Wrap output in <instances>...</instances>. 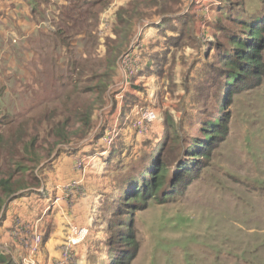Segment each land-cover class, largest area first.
<instances>
[{"label": "rangeland", "instance_id": "obj_1", "mask_svg": "<svg viewBox=\"0 0 264 264\" xmlns=\"http://www.w3.org/2000/svg\"><path fill=\"white\" fill-rule=\"evenodd\" d=\"M82 1L0 0V133L13 135V140L38 137L35 148L47 147L41 140L52 139L45 133L50 124L63 121L68 108L92 107L85 139L69 137L48 153L37 148L24 154L17 147V157L31 162L20 160L24 167L19 168L21 176L12 178L17 190L13 196L0 191V250L16 264H264V44L262 75L232 93L227 103L220 61L229 48L224 32L241 33L242 22L264 10V0H143L146 10L145 5L140 10L147 16L130 22V34L123 30L116 43L103 45L110 32L119 29L121 12L136 0L78 6ZM85 8L88 27L82 30ZM107 49L118 52L117 71L106 88L102 84L97 89ZM116 95L132 105L111 118L107 107L117 101ZM145 112L155 119L140 134L137 127ZM219 114L228 117L224 138L211 144L208 158L198 160L182 184L146 202L117 192L120 175L135 173L143 152L150 145L158 147L163 118L181 129L179 137L161 149L170 176L183 159L179 145L185 140L186 147L190 139L204 136L203 123ZM74 128L67 124L69 131ZM23 131L29 137L21 135ZM116 140L121 150L109 160ZM85 141L93 152L86 163L93 171L89 188L69 182L77 195L86 193L77 196L86 199L87 204L77 205L85 212L75 210L71 217L68 202L67 211L54 206L49 221L38 222L44 228L41 234L46 232L44 242L29 254L19 238L21 232L29 236L34 227L23 207L17 211L12 202L23 191L15 186L34 192L32 187L46 178L42 171L52 169L55 153L74 150ZM6 149H0V158ZM4 162L0 159V178L8 174ZM74 195L67 193L72 199ZM125 203L124 212L115 216L113 211ZM7 212L11 226L2 229ZM75 229L82 232L79 242L68 260L62 259L67 237H77ZM125 234L131 244L121 239Z\"/></svg>", "mask_w": 264, "mask_h": 264}, {"label": "trees", "instance_id": "obj_2", "mask_svg": "<svg viewBox=\"0 0 264 264\" xmlns=\"http://www.w3.org/2000/svg\"><path fill=\"white\" fill-rule=\"evenodd\" d=\"M91 1V0H90ZM101 0H94L89 4L88 0L82 1L78 6L81 7H92L94 2L99 3ZM147 2H143V0H136L132 4V8H126L125 11L121 12V17L123 18L120 20L121 24L119 25V29L112 30V33L110 32V35H108V39H105L100 44H106V42H114L119 40L120 36L122 35V31L126 30L125 33H131L129 30L130 22H135L142 18L143 16H147V12L141 11L140 7L145 5ZM71 5H77V3H72ZM70 5V6H71ZM157 7H160V4L155 3L153 4ZM146 10V5L143 6ZM69 8V6L66 7V9ZM81 9V8H80ZM229 10V8H228ZM78 12V8L76 10ZM85 13L82 15L81 18V26L82 30L88 27L87 23V15L89 12L88 8L84 9ZM166 13L169 11V8L165 7ZM228 11H226L227 14ZM120 14V13H119ZM160 14V12H159ZM74 16V15H72ZM71 16V17H72ZM70 17V16H69ZM70 17V18H71ZM133 19V20H132ZM169 18H165L164 21H167ZM248 22H242L245 25V28L241 29V33H236L232 30L224 32L225 38H227L229 42V48L225 51V53H221V62H222V68H223V87H224V94L226 91L227 99L225 103L230 101V96L232 93L240 91L243 88H248L253 83L252 81L255 79H259V77L263 73V60H262V48L264 44V10H262L260 13L254 16H249L247 18ZM261 21V23H259ZM123 23V25H122ZM226 28V27H225ZM68 32V29L65 27V33ZM112 34L114 36H112ZM128 34V35H129ZM127 36V35H126ZM127 38V37H126ZM128 39H126V42ZM109 42V43H110ZM114 48L117 50V47L114 46ZM121 47H119L118 50H120ZM113 53L109 49L105 50L103 60L102 69L98 70L99 75V84L97 85V89L102 88V84H104L105 88L107 86V83L109 82L110 77L115 74L116 72V60L118 55V50ZM109 51L111 54H109ZM108 54V55H107ZM161 71V70H160ZM102 79V80H101ZM252 82V83H251ZM242 84V86H241ZM104 88V87H103ZM131 102L125 101L123 105L124 110L127 106L130 107ZM69 111L67 112V117L64 118L63 121L58 120L55 121V125L50 124V126L45 130V133L47 136L51 135V140L46 141V139H42V142H46L47 147H43L41 144H37V147L35 148V143L37 142L38 137H32L30 138L29 135L23 131L21 132V135H23L25 138L29 137L27 139H23L21 137H17L13 140V135H5L4 133H0V149H6V155L1 157L0 159H5V166H7V177H1L0 178V191L6 195L7 197L13 196L17 190H14L13 186L16 183L15 180H13V176H21L22 169L20 160H26L27 162H31L29 159H25V157H17L18 152L17 147L20 148V151L24 154H27L32 149L33 151H39L43 150L44 152H50L56 147L60 142H64L70 138L78 137V139H85L88 135L91 126V112L92 107L91 105L87 106H81V107H74V108H68ZM227 116H224L223 114H219L212 119L208 120L207 123H203L204 127L202 131L204 132V136L200 137L199 139H190L188 143H186V147H184V141L179 145V149L182 148V153L180 154L183 159L180 161L178 166L174 170H172V173L169 176L168 173V166L165 161L162 160L161 153L163 152L162 145L164 143H168L170 141H174V139L178 138L180 134V130L178 128H175L174 123L171 119L163 118V132L164 136L159 138L158 140V147H153V145H150L149 150H145L143 152L144 158H140L138 160L139 166L141 167H134L135 173H127V175H120L119 179V188L117 192L119 194H123V196H127L133 200L142 199L143 201H147L148 198H156L158 195L166 196L168 192H166V189L174 190V187L182 184L184 178H186L189 174L193 173V169L196 167L195 163H198V160L208 158L210 146L214 141L220 138H224V133L226 130V122H227ZM70 123V126L73 129V131H69L67 129V124ZM206 128V129H205ZM212 131V133H210ZM174 134V135H173ZM75 135V136H74ZM101 136L100 134L98 135ZM97 137V138H99ZM17 140V142H15ZM119 140H116L113 143V146L111 148V155L109 156V160L113 159L117 155V150L120 151V146L118 147L117 143ZM147 143V142H146ZM166 143V144H167ZM16 148V150H15ZM39 150H38V149ZM48 148V149H45ZM169 150V147H167ZM51 149V150H50ZM183 149L185 151H183ZM14 150V151H13ZM60 150V149H59ZM55 153V155H58L64 151L60 150ZM75 149L69 150L65 153H73ZM59 152V153H58ZM140 153V152H139ZM165 155V152H164ZM150 156V157H149ZM152 156V160H149ZM167 157V156H166ZM147 158V159H146ZM185 160V161H184ZM124 161V160H123ZM146 163V164H145ZM145 164L146 167L143 166ZM43 165H41L42 167ZM20 168V169H19ZM138 168V169H136ZM41 170H45V168H42ZM44 171H42L43 173ZM165 181V182H164ZM39 182V179L35 181V183ZM15 186V188L22 189V195L23 193H27L26 186L19 185ZM168 185L166 188L165 186ZM40 186V183L37 185ZM32 187V189L37 188ZM184 187V186H183ZM165 188V189H164ZM171 188V189H170ZM28 189V188H27ZM31 189V190H32ZM30 190V189H29ZM19 195V196H20ZM17 196H14L12 199L16 198ZM114 198V197H113ZM112 198V199H113ZM11 200V199H10ZM105 199H103L104 201ZM115 204V202L110 203L109 206ZM123 205L120 204L118 209H115L114 215L117 216L120 213L124 212ZM120 221V219H119ZM40 230V229H39ZM41 233V230H40ZM42 240L41 244L44 242V237L46 236V232L42 233ZM128 241V244H131L129 242V236L125 234V238L122 237L121 239H126ZM40 248V247H39ZM129 257V256H128ZM0 264H16L15 261L8 255L4 254L0 250Z\"/></svg>", "mask_w": 264, "mask_h": 264}, {"label": "crops", "instance_id": "obj_3", "mask_svg": "<svg viewBox=\"0 0 264 264\" xmlns=\"http://www.w3.org/2000/svg\"><path fill=\"white\" fill-rule=\"evenodd\" d=\"M112 36L114 35L112 34ZM116 71H117V67H116ZM114 97L117 99V101H115V103L111 105V107H107L109 108V110H111V112L109 111L110 112L109 116L111 118H115L117 111L119 112L120 110H122L123 105L125 103L124 98L122 99L118 95ZM131 105L132 104H130V106ZM87 143L89 142L85 141L81 146L79 145L78 147H76L73 153L63 152L58 155H54V156L52 155L53 157L51 158V162H50L51 163L50 167L52 169L49 168L51 169L50 171L46 172L45 170L43 172V175H45L46 178H44L43 183L41 182L40 187L32 189L34 192L23 193L22 195L19 194L20 196L18 195V197L12 200L13 204L17 203L16 206L18 205L17 211L20 207L19 205L23 207L21 211L25 215H28L27 217L30 218L32 227L38 226L37 228L42 229L43 225L39 224L38 222L41 220V218H43L44 222L49 221L48 220L50 216L49 212L55 211L54 206H57L58 204L63 206V208L67 211L68 208H67L66 203L68 202V207L69 206L71 207V210H69L71 217L72 215H74L75 210L78 212L82 210V214L85 212V209H83V205L81 206L80 209H77V205L81 204L82 202L87 204L86 199H84V197L86 196V193L85 195H82V193L77 195L78 192L77 191L74 192L72 187L67 191L64 188L65 186L67 187V185L70 184L69 182L71 181H73L72 183H74L75 186L78 185L80 187H83V186L86 187V185L90 184L88 181L90 178L88 174L91 175L92 174L91 172L93 171H88V169H86V163L88 164L87 159L90 158L88 153L90 154L93 152L89 151L90 145ZM92 157L94 159L97 156H94L93 154L91 155V158ZM93 159L91 161H93ZM91 161H90V164H91ZM79 162L81 163L80 166H79L80 164ZM87 187L89 188V185ZM86 188L85 190H87ZM77 190H82V189L77 188ZM67 193H69V195L70 193L75 194L74 195L75 199H72L71 197L67 196ZM77 196H84V197L78 198ZM81 200H84V201H81ZM9 216H12V215H10V213L7 212L4 218L1 220V223L3 224L2 229H7L11 226L10 225L11 223H9L10 222ZM82 217L83 216H81V218ZM63 218H67L65 214H63ZM27 236H28V233L26 234V233L21 232L19 239L22 245H23L24 239L27 238Z\"/></svg>", "mask_w": 264, "mask_h": 264}, {"label": "built area", "instance_id": "obj_4", "mask_svg": "<svg viewBox=\"0 0 264 264\" xmlns=\"http://www.w3.org/2000/svg\"><path fill=\"white\" fill-rule=\"evenodd\" d=\"M128 60L129 59L124 60V63L126 64V66H128ZM128 68H130V66H128ZM130 73H132V72L130 71ZM148 113H150V112H148ZM147 114L145 112V114L142 117V119L144 120L143 124L140 123L137 127L138 133H140V134L145 133L146 129L148 128V123L152 122L155 119L154 116L152 118H149ZM80 165H81V163L79 164V166ZM72 184H74V183H72ZM72 184H68L67 187L65 186L64 189H66V191L69 190L71 188ZM32 230L33 231L31 233H29V236L27 238H25L23 241L24 246L26 247V250H28L29 254H35L36 252H38V249L40 247L41 240H42V235L39 232L37 226H34V228ZM77 231L78 230H76V229L74 230V232H77ZM78 232H80V233H78ZM78 232L76 234V236H77L76 238L74 237L73 233H71V235L69 237H67L66 242L64 243V246H63L62 252H61V258L62 259L68 260V258L70 257L72 249L78 244V242H79L78 237H80V234H82L81 230Z\"/></svg>", "mask_w": 264, "mask_h": 264}]
</instances>
